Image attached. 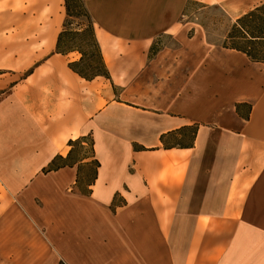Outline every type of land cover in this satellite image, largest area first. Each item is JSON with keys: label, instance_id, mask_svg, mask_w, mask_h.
Returning a JSON list of instances; mask_svg holds the SVG:
<instances>
[{"label": "crops", "instance_id": "obj_1", "mask_svg": "<svg viewBox=\"0 0 264 264\" xmlns=\"http://www.w3.org/2000/svg\"><path fill=\"white\" fill-rule=\"evenodd\" d=\"M81 2L106 76L56 52L64 0H35L34 56L0 72V264H264V61L185 16L264 0Z\"/></svg>", "mask_w": 264, "mask_h": 264}, {"label": "rangeland", "instance_id": "obj_2", "mask_svg": "<svg viewBox=\"0 0 264 264\" xmlns=\"http://www.w3.org/2000/svg\"><path fill=\"white\" fill-rule=\"evenodd\" d=\"M35 0H0V68L9 67L10 64L18 63L11 67L15 70H0L2 74L14 73L16 79L24 75L25 64L31 61L36 47L34 46L33 34L25 32V25L32 24V18H26L36 10ZM187 20L199 24L204 28L209 41L222 45H233L232 40L227 37L231 34L235 23L228 18L216 6H202L196 3L188 5L186 10ZM252 23V29H258L260 36H264V11ZM66 35L64 37L65 47H70L81 52L82 62L78 66L84 74L90 75L88 66L97 60L96 51L92 41V34L89 31L92 23L86 14L81 0H70V17H66ZM256 27V28H255ZM93 29V28H92ZM257 33V32H256ZM257 57L264 59V42H258L254 47ZM22 64V65H21ZM20 68V70H19ZM7 75L1 77L7 79ZM8 86V85H6ZM90 144L76 148L75 158L89 157Z\"/></svg>", "mask_w": 264, "mask_h": 264}, {"label": "trees", "instance_id": "obj_3", "mask_svg": "<svg viewBox=\"0 0 264 264\" xmlns=\"http://www.w3.org/2000/svg\"><path fill=\"white\" fill-rule=\"evenodd\" d=\"M64 2H65L66 17H70V0H64ZM262 11H264V6L257 8L252 13L239 19L234 25L231 34H229L228 36V38L233 41V46L245 52L252 60H256V61H264V59L257 57V55L254 53V47L257 46L258 42H264V41H258V40L264 39V36L259 35L258 29H252V23H255L256 19H260L259 15L262 14ZM66 25H67V20L64 23V29H63V32L59 36L57 48H56V52L62 55H65L66 53L71 52V51H77L73 48H70L67 46L65 47L64 45L63 40L67 32ZM89 31L92 34V41L94 44V48L96 51V57H97V60L88 66L90 75L84 74V72L78 68V66L82 62V57L79 62L69 64V68L74 73H76L78 76H80L81 78L85 80H91L97 76L107 75L102 57L100 55L98 45L94 39L92 26H90ZM79 53L81 54V52Z\"/></svg>", "mask_w": 264, "mask_h": 264}]
</instances>
